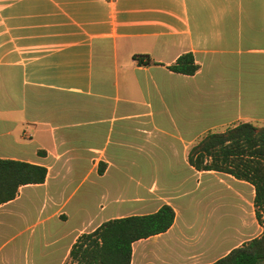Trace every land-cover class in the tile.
I'll list each match as a JSON object with an SVG mask.
<instances>
[{
	"label": "crops",
	"instance_id": "obj_1",
	"mask_svg": "<svg viewBox=\"0 0 264 264\" xmlns=\"http://www.w3.org/2000/svg\"><path fill=\"white\" fill-rule=\"evenodd\" d=\"M187 52L194 74L168 68ZM240 122L264 124V0H0V158L47 171L0 204L15 236L45 224L31 264H68L83 232L163 204L172 225L134 241L130 264H209L258 236L254 187L188 160ZM227 189L233 224V210L215 212ZM207 198L214 212L200 219L192 205Z\"/></svg>",
	"mask_w": 264,
	"mask_h": 264
},
{
	"label": "trees",
	"instance_id": "obj_2",
	"mask_svg": "<svg viewBox=\"0 0 264 264\" xmlns=\"http://www.w3.org/2000/svg\"><path fill=\"white\" fill-rule=\"evenodd\" d=\"M168 68L192 75L199 66L187 52ZM188 160L197 170L221 171L249 182L254 187L255 219L262 226L258 236L209 264H264V126L240 122L223 132H208L191 146ZM46 172L43 165L0 158V204L15 198L20 185L42 183ZM174 217L173 208L163 204L155 212L108 219L77 237L68 264H130L132 243L166 231Z\"/></svg>",
	"mask_w": 264,
	"mask_h": 264
},
{
	"label": "rangeland",
	"instance_id": "obj_3",
	"mask_svg": "<svg viewBox=\"0 0 264 264\" xmlns=\"http://www.w3.org/2000/svg\"><path fill=\"white\" fill-rule=\"evenodd\" d=\"M264 124H260L257 127H262ZM139 175L136 174V177ZM156 176V175H155ZM160 177L163 175H159ZM180 175H165L166 178H171L172 180L174 178H178ZM154 177V175H151L149 173L147 174H141L142 182L143 183H148L150 182L151 178ZM162 178V177H161ZM125 184H130L129 186L134 187L135 183L129 182V180H126ZM189 185H192L191 182H189ZM133 190V188H132ZM84 192L83 188L81 187L80 189L77 190V196L73 201H76L77 198H80L82 193ZM230 192H222L219 193L220 196L223 200L222 205H216V215L220 212H230L233 210V216H224L223 217V223H230L233 224L236 220V208L234 206V195H230ZM221 194L223 196H221ZM248 194H249V189H248ZM186 201L189 200V197L185 198ZM230 199H232L233 203L230 205ZM250 197L249 195L247 196V200L243 202L242 205H240V212L239 215L243 216L245 219L249 221V217L251 216V205H250ZM88 208L96 212L97 211V205L96 203L92 205H89ZM196 208L198 217L200 219H208L214 212V207L211 204V200L207 198L205 201L201 202L198 206L195 207V205H192V209ZM193 211V210H191ZM254 211V209H253ZM194 212V211H193ZM255 219V215H254ZM256 221V219H255ZM32 225V223H29ZM26 224H22L20 228H23ZM30 225V226H31ZM256 225V223H255ZM45 224H38V225H32L31 227H24V232L23 234L19 236H15V234L18 232L15 229L7 228V229H0V264H5V261L8 259L12 260V263L10 264H31L32 261H35V257L38 256V254L43 251L45 248V243H44V238L42 237V231L44 230ZM68 225L62 226L63 229H66ZM50 235V234H49ZM14 236V237H13ZM29 238V239H27ZM51 238H48L46 242L50 241ZM53 247V246H50Z\"/></svg>",
	"mask_w": 264,
	"mask_h": 264
}]
</instances>
